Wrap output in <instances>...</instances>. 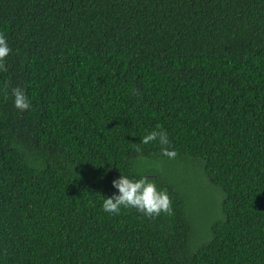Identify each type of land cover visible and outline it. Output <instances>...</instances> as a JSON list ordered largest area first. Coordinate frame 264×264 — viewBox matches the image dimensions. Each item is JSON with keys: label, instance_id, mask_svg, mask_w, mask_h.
<instances>
[{"label": "trees", "instance_id": "obj_1", "mask_svg": "<svg viewBox=\"0 0 264 264\" xmlns=\"http://www.w3.org/2000/svg\"><path fill=\"white\" fill-rule=\"evenodd\" d=\"M0 33V264H264V0H0ZM152 160L220 191L206 235ZM119 174L172 215L104 213Z\"/></svg>", "mask_w": 264, "mask_h": 264}, {"label": "clouds", "instance_id": "obj_2", "mask_svg": "<svg viewBox=\"0 0 264 264\" xmlns=\"http://www.w3.org/2000/svg\"><path fill=\"white\" fill-rule=\"evenodd\" d=\"M7 38L0 33V71L5 69V58L11 53ZM13 107L19 111L30 108V100L25 91L20 87L11 89ZM158 142L161 155L174 159L177 155L174 149L167 147L169 137L166 131L154 130L145 135L140 143L144 145ZM139 150V149H138ZM115 190L111 196L103 197L101 210L111 215H119L122 209H134L147 218H156L161 214L172 215L173 209L166 190L159 189L154 181L147 176L130 178L126 174L111 181Z\"/></svg>", "mask_w": 264, "mask_h": 264}, {"label": "rangeland", "instance_id": "obj_3", "mask_svg": "<svg viewBox=\"0 0 264 264\" xmlns=\"http://www.w3.org/2000/svg\"><path fill=\"white\" fill-rule=\"evenodd\" d=\"M147 162L150 164V168L148 169L159 171L170 169V171H167L170 176L175 174L177 179L184 177L187 180V183L191 185L187 197L189 200L190 212L194 218L196 229H198L200 234L206 235L208 232V224L211 219L219 214L218 201L220 198V191L215 186L209 184L199 171L191 167L181 164L172 166V164H167L169 161L161 160ZM158 162H163L164 164H158ZM192 171L195 172L192 173Z\"/></svg>", "mask_w": 264, "mask_h": 264}]
</instances>
